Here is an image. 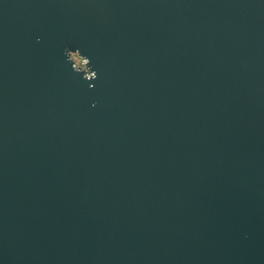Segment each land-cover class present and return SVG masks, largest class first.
Returning a JSON list of instances; mask_svg holds the SVG:
<instances>
[{
	"label": "water",
	"instance_id": "1",
	"mask_svg": "<svg viewBox=\"0 0 264 264\" xmlns=\"http://www.w3.org/2000/svg\"><path fill=\"white\" fill-rule=\"evenodd\" d=\"M0 264H264V0H0Z\"/></svg>",
	"mask_w": 264,
	"mask_h": 264
},
{
	"label": "clouds",
	"instance_id": "2",
	"mask_svg": "<svg viewBox=\"0 0 264 264\" xmlns=\"http://www.w3.org/2000/svg\"><path fill=\"white\" fill-rule=\"evenodd\" d=\"M39 41V38H37ZM64 55L66 61L71 64L72 70L76 73H83L82 79L86 81H93L98 79V73L90 67L91 61L88 57L84 56L80 49L72 50L67 45L64 48ZM94 85L89 84V88H93ZM95 107V103L92 105Z\"/></svg>",
	"mask_w": 264,
	"mask_h": 264
}]
</instances>
